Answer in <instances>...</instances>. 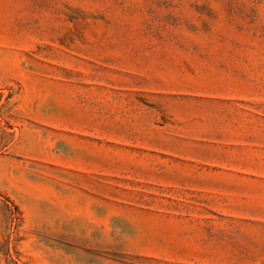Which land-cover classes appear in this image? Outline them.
<instances>
[{"label": "rangeland", "instance_id": "374dc122", "mask_svg": "<svg viewBox=\"0 0 264 264\" xmlns=\"http://www.w3.org/2000/svg\"><path fill=\"white\" fill-rule=\"evenodd\" d=\"M0 264H264V0H0Z\"/></svg>", "mask_w": 264, "mask_h": 264}]
</instances>
